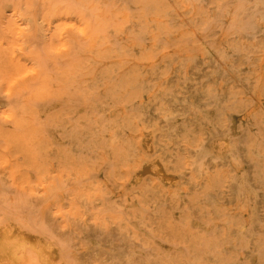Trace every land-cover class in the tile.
I'll use <instances>...</instances> for the list:
<instances>
[{
    "label": "rangeland",
    "instance_id": "obj_1",
    "mask_svg": "<svg viewBox=\"0 0 264 264\" xmlns=\"http://www.w3.org/2000/svg\"><path fill=\"white\" fill-rule=\"evenodd\" d=\"M6 226L54 264H264V0H0Z\"/></svg>",
    "mask_w": 264,
    "mask_h": 264
},
{
    "label": "bare ground",
    "instance_id": "obj_2",
    "mask_svg": "<svg viewBox=\"0 0 264 264\" xmlns=\"http://www.w3.org/2000/svg\"><path fill=\"white\" fill-rule=\"evenodd\" d=\"M250 5H253V4H250ZM252 7H255V6H251V8ZM240 8H242V7L240 6ZM255 9L256 8H254V10ZM239 10H241V9H239ZM254 10L249 9L248 12L249 11L252 12ZM246 12H247V10H246ZM242 15L243 14L241 13V16ZM238 17H239V15H238ZM191 132H192V130H191ZM221 137H222V135H219V136L216 135V136L210 137V139H211V141H213V140L219 139ZM214 145L221 146V147L226 146L227 141L224 140V141H221V143L215 142ZM51 151H53V150H51ZM191 152L193 153V151H191ZM191 152H189V153H191ZM206 152L210 153L208 151V147L204 146L203 149L199 152L195 162L200 164L201 161H203L204 156L207 155ZM211 153H213V151ZM138 172H139L138 177L141 176L145 172L146 173L152 172V174L155 175L159 179H163V180L169 179L168 174L165 172V170L163 169V167L161 166V164L158 161H155V164L152 166H149L147 164L143 165L138 170ZM40 225H42V224H40ZM43 227H44V225H43ZM91 229H92V226L90 227V230ZM41 233H43V229H41ZM0 247L3 249V254H4L3 259L5 260V262L7 264H54V262H55L56 254H55V250L52 246L46 245L43 241L36 239V237H34L32 234L22 232L16 227L10 228L9 226H6L3 228H0ZM25 250H28L27 256L25 255L26 254ZM60 264H62V263L60 262Z\"/></svg>",
    "mask_w": 264,
    "mask_h": 264
}]
</instances>
